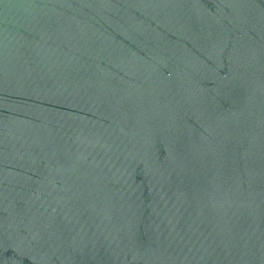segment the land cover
<instances>
[{"label": "water", "instance_id": "water-1", "mask_svg": "<svg viewBox=\"0 0 264 264\" xmlns=\"http://www.w3.org/2000/svg\"><path fill=\"white\" fill-rule=\"evenodd\" d=\"M0 264H264V0H0Z\"/></svg>", "mask_w": 264, "mask_h": 264}]
</instances>
